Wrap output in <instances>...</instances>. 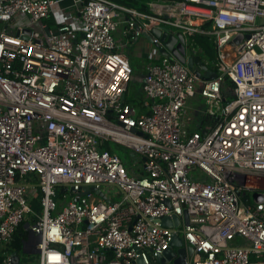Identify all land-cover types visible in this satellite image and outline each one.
<instances>
[{
  "label": "built area",
  "instance_id": "1",
  "mask_svg": "<svg viewBox=\"0 0 264 264\" xmlns=\"http://www.w3.org/2000/svg\"><path fill=\"white\" fill-rule=\"evenodd\" d=\"M149 7L0 0L4 250L22 227L37 264H156L178 235L184 264H264V0ZM152 27L180 33L194 56V39L212 42L214 71L198 80L152 37L142 49L139 110L125 101L134 76L126 49ZM241 34L248 37L232 45ZM197 83L205 135L182 123ZM107 143L135 156L137 174ZM172 216L179 227H163ZM10 256L0 264H13Z\"/></svg>",
  "mask_w": 264,
  "mask_h": 264
},
{
  "label": "water",
  "instance_id": "2",
  "mask_svg": "<svg viewBox=\"0 0 264 264\" xmlns=\"http://www.w3.org/2000/svg\"><path fill=\"white\" fill-rule=\"evenodd\" d=\"M260 23H264V19L260 20ZM47 31V29H46ZM156 37L159 39L160 43L162 44L163 48L160 50V54L162 56H168L171 55L175 59H177L182 65H186V67L189 69V71L193 72L195 77L198 80H206L208 78H202V72H206L207 67L204 63L201 62L199 57H196L193 55V52L190 48H187L185 46V40L183 36L180 33L177 34H168V32L165 29H160L157 27H152L149 29L148 34H143V38H145L148 42H150L152 37ZM248 36L238 35L237 37L233 38L231 41L232 45H237L240 43V41L243 38H247ZM212 78V77H210ZM209 78V79H210ZM143 81V75L137 74L134 75L131 82L132 83H140L142 84ZM206 117L201 118V124L206 121ZM200 132L202 135H205V131L200 129ZM60 193L64 192V189H61L59 191ZM94 193L97 196L104 198L103 193L100 190H94L92 188H84L82 195H88L89 193ZM161 225L163 227L167 228H178L180 223V218L177 216H172L171 218H163L160 221ZM184 223L187 224V216L186 212H184ZM182 246V240L178 235H174L172 238V241L170 243V247L162 254V256H158L156 259V264H165L168 261H171L173 258L177 256V258L173 259V264H184V256H185V249L181 247ZM187 252L189 254H192L193 250L191 247L187 249ZM31 253H37V251L31 252ZM11 261L13 264H19L20 258L17 255V253L11 254ZM140 263V261H138Z\"/></svg>",
  "mask_w": 264,
  "mask_h": 264
},
{
  "label": "rangeland",
  "instance_id": "3",
  "mask_svg": "<svg viewBox=\"0 0 264 264\" xmlns=\"http://www.w3.org/2000/svg\"><path fill=\"white\" fill-rule=\"evenodd\" d=\"M142 22L139 21V25L141 24ZM147 22H143L142 24L145 25ZM50 28L52 31H55L56 28L54 27L53 24H50ZM142 39L144 41V44L143 46L145 45L147 48H149V44L148 41L143 38V37H140L139 40ZM126 51L128 52L130 58V64L131 66L141 72V68H142V63H143V59L138 56V52H135V46L134 44H131L130 46L127 47ZM140 73H138L139 75ZM202 78L204 77V75H206V72H202ZM210 74H212V72H210ZM141 85L140 83H130L129 87H128V90H127V93L125 95V101H126V104H128L129 106H133L136 102V100H139V95H140V88ZM196 89H198V83L196 84L195 86ZM230 88L226 87L225 88V93L227 94L228 91ZM199 95V94H198ZM197 101L199 102V105L200 103L202 104L203 107H205V101L203 99H200V96H197ZM111 146V150L114 154H116L122 161L124 167L129 170L131 173L133 174H137V170H136V165H133V161L135 159V156L130 154V151H128L127 149H125L124 147H121L117 144H110ZM132 175V174H131ZM103 192L105 194H108L110 196H112V200H117L119 199L120 197L117 195L116 193V189L115 188H108V189H105L103 188ZM241 242L240 238H235L233 243L235 245H238L239 243ZM20 256V264H37L38 263V257L37 255H25L24 253H20L19 254Z\"/></svg>",
  "mask_w": 264,
  "mask_h": 264
},
{
  "label": "crops",
  "instance_id": "4",
  "mask_svg": "<svg viewBox=\"0 0 264 264\" xmlns=\"http://www.w3.org/2000/svg\"><path fill=\"white\" fill-rule=\"evenodd\" d=\"M148 33H145V34H148ZM139 38L133 39L132 41H130V44L128 46H130L131 44H134L136 52L139 53L138 56H140L144 62V59H145L144 58V52H142L144 41L142 39L139 40ZM142 65H143V63H142ZM138 73H140L142 75V68H141V72H138ZM134 75H137V74H134ZM211 75L212 74H210V71L206 70V75H204V78H208ZM198 94L199 93H198V89H197V93L195 94V96L189 98L186 101V112H185L184 117H182L183 125L185 126L186 130L190 131V132L200 131V129L203 131H206L208 128L207 127V124H208L207 120L201 124V118L203 116L202 113L206 109V105H205V107H203L201 103L199 105V102L197 101V96H200V95H198ZM200 99H203V98L200 96ZM212 109L214 110V108H212ZM34 207L36 209H39L38 204H34ZM25 240H26V235L22 236L21 233L16 234L13 237L11 243L7 245L5 250H4V247L0 246V257H1V254L3 252H7L8 254L17 253L18 256L21 252L24 253L25 255H36L35 253L33 254L31 252H28L23 248V244H24ZM19 258H20V256H19Z\"/></svg>",
  "mask_w": 264,
  "mask_h": 264
},
{
  "label": "trees",
  "instance_id": "5",
  "mask_svg": "<svg viewBox=\"0 0 264 264\" xmlns=\"http://www.w3.org/2000/svg\"><path fill=\"white\" fill-rule=\"evenodd\" d=\"M115 4H118L120 6L126 7L128 9H133L136 10L139 13H143V14H151V10L149 7V4L151 3H161V4H169L171 2H175V1H180V0H109ZM191 47L195 50V53L197 54V57H199V59L201 60L202 63H204L207 67V71L213 72L214 68L212 67L213 62L215 61V51H214V46L212 44V42L208 41L205 38H196L193 41V44H191ZM211 69L213 71H211ZM134 74H138L139 71L135 70L133 68ZM228 87L230 88L228 91V93H225V88ZM231 84L228 81V79H225V81L223 82L222 85V94L223 97L228 100L231 95ZM133 106L137 107V109L141 110L139 108V103H135ZM106 149L108 151H110L111 153V146L110 143L106 144ZM129 174H131V172L129 170H127ZM22 231V227H19L16 231V234H20ZM15 234V235H16ZM22 234V233H21ZM22 236H24L22 234Z\"/></svg>",
  "mask_w": 264,
  "mask_h": 264
}]
</instances>
